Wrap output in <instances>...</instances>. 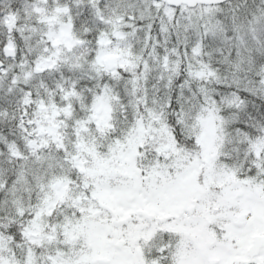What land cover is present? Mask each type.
I'll return each instance as SVG.
<instances>
[{"label":"snow or ice","instance_id":"obj_1","mask_svg":"<svg viewBox=\"0 0 264 264\" xmlns=\"http://www.w3.org/2000/svg\"><path fill=\"white\" fill-rule=\"evenodd\" d=\"M0 264H264V0H0Z\"/></svg>","mask_w":264,"mask_h":264}]
</instances>
